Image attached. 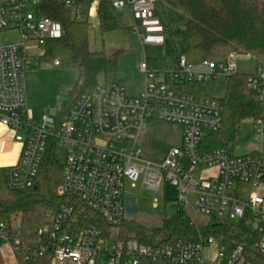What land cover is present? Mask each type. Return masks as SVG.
<instances>
[{"label":"built area","instance_id":"1","mask_svg":"<svg viewBox=\"0 0 264 264\" xmlns=\"http://www.w3.org/2000/svg\"><path fill=\"white\" fill-rule=\"evenodd\" d=\"M51 1L61 2L90 28L100 25L103 0L0 1V32L16 29L20 35L18 42L0 45V123L21 144L17 161L0 168L9 189L35 188L48 141L55 137L66 151L58 194L80 199L112 228L105 236L98 224L82 221L76 206L63 204L48 211L44 224L29 235H24L19 218L9 223L0 217V245L9 246L15 259L47 257L51 264H249L243 246L225 258L219 241L203 233L195 240L159 245L120 236L117 224L126 218L125 184L135 187L140 181L141 187L158 190L168 181L179 188L185 212L193 207L209 221L234 219L251 226L253 248L264 254V117L254 119L262 141L259 151L234 155L226 148H207L206 135L222 126L223 105L219 98H198L177 88L186 81H227L239 73L238 57L252 55L235 51L222 60L200 63L180 56L172 69L153 67L146 58L139 94L130 95L122 82H99L78 96L61 121L48 114L35 118L25 86L32 65L28 44L43 48L49 38L64 33L60 22L41 12V5ZM156 3L111 0L114 11H128L143 48L165 45ZM247 81L264 104V62L259 60ZM158 121L178 124L183 133L181 145L154 162L145 158L141 141L146 125Z\"/></svg>","mask_w":264,"mask_h":264},{"label":"trees","instance_id":"2","mask_svg":"<svg viewBox=\"0 0 264 264\" xmlns=\"http://www.w3.org/2000/svg\"><path fill=\"white\" fill-rule=\"evenodd\" d=\"M155 10L164 26L165 45L154 49L155 54L150 56L153 67H158L162 49L168 56L175 59L185 56L191 63L219 61L235 51L251 54L264 62V0H157ZM41 12L60 22L64 28L63 34L49 38L43 45L42 58L57 61V66L63 68L79 70L75 90L57 114V120L61 121L82 92L96 88L100 76L107 83L121 82L118 81V60L122 50L112 54L105 49L92 50L89 45V22L73 18L59 1L41 5ZM99 18L102 32L121 27L111 0L102 1ZM248 75L238 73L226 81V93L219 98L223 105V123L218 131L206 135L207 148L230 149L241 133L244 120L264 117V104L258 99L257 91L249 87ZM177 88L198 98H213L210 82L186 81L178 84ZM57 147V139L52 137L48 141L35 188L9 189L0 168V217L9 223L13 218H19L24 235H29L44 224L48 211L63 204H73L84 223L98 224L108 236L112 225L97 212L76 197L58 194L62 162L58 158ZM172 205L173 212L165 216L159 225L125 218L117 224L120 236L159 245L181 238L195 240L199 233H203L219 241L225 258L241 245L249 264H264V254L253 248V228L245 222L233 224L212 220L207 225L196 227L178 199ZM1 249L0 245V264H51L47 257L25 260L21 255L13 262H7Z\"/></svg>","mask_w":264,"mask_h":264},{"label":"rangeland","instance_id":"3","mask_svg":"<svg viewBox=\"0 0 264 264\" xmlns=\"http://www.w3.org/2000/svg\"><path fill=\"white\" fill-rule=\"evenodd\" d=\"M115 15L121 27L113 31L102 32L100 25L89 30V45L92 50L105 49L112 54L122 50L118 60V81H121L130 95L139 94L144 85V73L141 63L155 54L154 49L159 47L147 46L143 48L137 34L131 27L132 21L127 10H115ZM19 31L16 29L0 32V45L7 42H18ZM29 53L32 56V65L25 74V86L28 106L35 118L42 114L57 117L59 107L69 100L75 90L79 76V70L57 66L56 62L46 61L42 58L44 50L36 43H29ZM175 57L168 56L162 49L158 59V67L172 69L175 65ZM151 64V60L149 61ZM259 59L251 56L240 55L238 57L239 73H250L255 70ZM99 82H105L103 76ZM211 95L222 98L226 93V81H211ZM254 120L248 119L241 123V133L237 136L233 147L227 148L234 155H245L261 149L262 141L254 131ZM183 129L180 125L159 122L147 124L141 141V148L145 158L159 162L167 151L174 145L180 146ZM206 142V141H205ZM57 155L63 163L66 155L64 148L57 147ZM3 164H1L2 166ZM125 217L148 225H159L165 216L173 212V201L182 198L179 188L168 181H164L158 190L148 186L141 187L140 181L133 187L131 183L125 184ZM197 225H207L208 217L197 213L193 207L186 212ZM233 224L238 221L231 220ZM113 236L117 232L113 231ZM2 254L7 262L15 260L11 248L2 247Z\"/></svg>","mask_w":264,"mask_h":264},{"label":"crops","instance_id":"4","mask_svg":"<svg viewBox=\"0 0 264 264\" xmlns=\"http://www.w3.org/2000/svg\"><path fill=\"white\" fill-rule=\"evenodd\" d=\"M20 151L21 144L13 138L11 131L0 123V166L3 164L1 167H5L15 163Z\"/></svg>","mask_w":264,"mask_h":264}]
</instances>
